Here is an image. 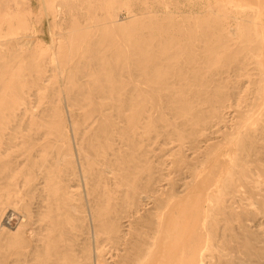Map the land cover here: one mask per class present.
<instances>
[{
  "label": "bare ground",
  "instance_id": "6f19581e",
  "mask_svg": "<svg viewBox=\"0 0 264 264\" xmlns=\"http://www.w3.org/2000/svg\"><path fill=\"white\" fill-rule=\"evenodd\" d=\"M36 1L0 0V264H264V0Z\"/></svg>",
  "mask_w": 264,
  "mask_h": 264
},
{
  "label": "rangeland",
  "instance_id": "374dc122",
  "mask_svg": "<svg viewBox=\"0 0 264 264\" xmlns=\"http://www.w3.org/2000/svg\"><path fill=\"white\" fill-rule=\"evenodd\" d=\"M29 2H30L31 9H32L33 13L34 14H38V12L40 10V4L38 3V1H36V0H29ZM48 23H49V20H47L46 18H44L41 21V28H42V32L43 33L41 32V34H39V40L42 41L43 43H47V44L50 41L49 31H48V28H49V26H48L49 24ZM47 34H48V36H47Z\"/></svg>",
  "mask_w": 264,
  "mask_h": 264
}]
</instances>
